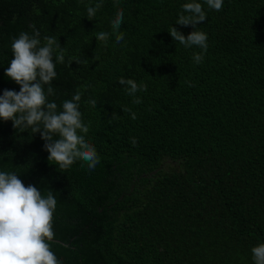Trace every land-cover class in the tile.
Returning a JSON list of instances; mask_svg holds the SVG:
<instances>
[{
  "label": "trees",
  "instance_id": "obj_1",
  "mask_svg": "<svg viewBox=\"0 0 264 264\" xmlns=\"http://www.w3.org/2000/svg\"><path fill=\"white\" fill-rule=\"evenodd\" d=\"M97 2L0 0V95L20 87L5 75L13 38L33 28L42 43L55 37L65 62L48 99L62 110L82 93L81 134L100 160L92 171L79 159L62 170L39 133L0 120V171L53 192L59 264H254L251 249L264 243V0H223L220 11L195 0L206 13L196 29L176 24L193 0H103L89 20ZM171 26L207 34L200 64L192 57L202 49L173 41ZM121 77L147 85L142 103Z\"/></svg>",
  "mask_w": 264,
  "mask_h": 264
},
{
  "label": "clouds",
  "instance_id": "obj_2",
  "mask_svg": "<svg viewBox=\"0 0 264 264\" xmlns=\"http://www.w3.org/2000/svg\"><path fill=\"white\" fill-rule=\"evenodd\" d=\"M118 5L119 0H114ZM207 6L215 11L222 10L223 0H204ZM103 0L95 6H87L89 20L95 17L102 7ZM123 9L117 8L111 20V35L119 44L124 39L120 32L123 22ZM206 20L202 4L188 2L182 5L176 24L191 26L193 29ZM173 41L185 48L198 46L202 52L193 54V61L200 64L207 51V34L193 30L187 36L171 26L168 30ZM110 33H96V39L107 43ZM13 58L5 70V75L19 85V91L3 90L0 95V120L11 121L14 129L24 132L31 129L33 134L39 133L43 148L48 153L47 160L54 161L62 170H67L77 160L87 164L89 171L100 162L95 147L85 139L89 126L82 121L79 110L82 93L76 91L70 99H66L58 110L55 101L48 97L55 95L52 81L56 78V63L65 62V50L55 37L44 36L41 42L39 30L33 28V34L20 32L11 44ZM55 54V62H54ZM80 63V61H76ZM118 83L124 86L125 93L133 97V103L142 100L136 96L138 91H147V85L137 84L133 79L119 78ZM189 86L192 85L189 83ZM92 107L96 99L86 101ZM124 112L131 109L124 108ZM113 113L111 119H116ZM133 120L136 114L131 115ZM111 123V120L109 121ZM83 133V134H81ZM133 146H137L132 138ZM57 200L51 190L45 195L34 185L25 186L16 173L0 171V264H59L57 256L50 248L54 237L53 213ZM254 264H264V243L252 247Z\"/></svg>",
  "mask_w": 264,
  "mask_h": 264
}]
</instances>
